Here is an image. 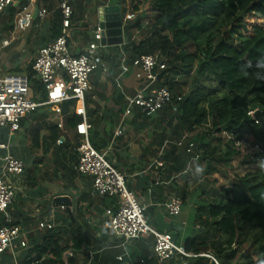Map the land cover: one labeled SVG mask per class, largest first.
Segmentation results:
<instances>
[{
    "label": "crops",
    "instance_id": "obj_1",
    "mask_svg": "<svg viewBox=\"0 0 264 264\" xmlns=\"http://www.w3.org/2000/svg\"><path fill=\"white\" fill-rule=\"evenodd\" d=\"M60 1L25 0L22 6L27 5L32 13L35 9L44 11L45 16L40 17L37 14L33 17L31 25L20 32V36L14 35V30H18L15 26L18 9L10 19V26L12 24L10 30H7L8 27L0 26V75L32 73V62L38 49L53 39L52 25L61 24ZM120 3L111 4L108 0H71L73 13L68 43L74 53H80L89 43L100 46L102 62L90 77V88L85 97L86 114L91 124L90 139L96 141L99 151H107V159L126 176V182L139 202L146 210H151L152 215L155 214V219L149 224L158 231L169 232L170 224L163 226V230L158 229L160 221L166 219L164 203L171 197L180 198V194H183L186 202L182 205L181 211L195 212L198 207L196 192L202 191L203 180L200 175H195V168L197 165L205 166L203 161L199 164L200 154H195L187 160L184 148L181 146L172 148L170 143L177 142L185 133H189V142L197 138L202 139L207 129L206 126L190 132L178 129L176 113L169 111L168 106L150 116L143 114L137 107H132L131 113L124 115L126 96L133 95L138 87L146 83L144 78L136 76L138 69L132 66L128 73L119 76L122 58H125L126 64L130 61L125 52V45L129 43L130 33L131 40L134 41L135 31L127 28L131 25V19L123 22L124 41L121 45L102 46L100 40L97 42L93 37L99 9L106 5H118L121 10L125 5ZM89 15L91 20L94 15L95 24L91 23ZM9 16L4 21H9ZM3 41H7L8 44L3 45ZM35 78L38 80L36 76ZM30 97L33 100L39 99L40 94H34L30 87ZM47 106L52 107L51 113L41 110V107ZM74 108L75 104L64 102L61 104V113L56 114L52 105H43L22 117L17 131L10 133L7 128H0V139L8 135L6 141L10 145L9 152L13 134L26 126L31 128L25 140L32 151V166L36 165L38 170V176L30 173L20 180L16 179L17 198H14L8 208V214L12 223L19 225L22 232L20 237L13 240L11 247L0 254V264H46L47 260L54 258L50 252L38 255L35 250V247L45 242L48 239L46 237L52 234L49 230L38 229L39 221L54 223V230L58 235H54L51 240L59 238L61 247L67 244L73 234L84 240L86 248L83 251L73 249L64 251L62 258L65 264H69V259L74 260L73 264H184L185 259L180 255H175L164 262L159 261L152 250L151 235L124 241L105 228L104 207L99 202V196L91 194V177L78 173L75 168L78 160L76 148L80 137L74 128L66 124ZM58 122L64 125L62 129L58 128L61 143L56 142L45 150L43 139L49 135V129ZM116 132H119V135L116 136ZM209 135V140L217 137L214 132ZM206 138L204 139L208 142ZM213 145L211 142V146ZM52 155L55 156L53 161L57 160L55 163L60 171L56 168L53 173L55 177L49 175L46 178L39 170L45 163L43 158ZM159 162L162 166L158 165ZM42 184L50 186L46 195L41 192ZM58 195L73 197L75 205L72 207L71 215L65 207L53 205V199ZM185 206H188V209H183ZM77 207H81L80 211ZM56 208L60 211H55ZM2 223L1 214L0 225ZM181 224L184 233L189 232L188 228L184 229L187 222L182 220ZM192 229L195 230L190 229L189 236L199 231L196 223ZM171 235L176 242L179 230L176 237H173L172 233ZM185 238L176 243L183 246ZM22 240L25 241V246H21ZM119 256H122L121 260H118ZM205 256L211 261L214 259L211 255Z\"/></svg>",
    "mask_w": 264,
    "mask_h": 264
},
{
    "label": "trees",
    "instance_id": "obj_2",
    "mask_svg": "<svg viewBox=\"0 0 264 264\" xmlns=\"http://www.w3.org/2000/svg\"><path fill=\"white\" fill-rule=\"evenodd\" d=\"M125 1L120 0L121 4ZM152 6L155 14L146 27L138 20L127 27L144 34L135 42L130 33L125 45L130 60L127 65L140 55L158 54L165 61V68L159 71L154 87H167L173 95L167 106L176 113L177 128L190 132L206 126L204 138L208 140L211 132L217 134L208 142L204 138L189 142V133H185L170 143L171 147H183L187 160L200 154L199 164L209 157L200 178L218 172L216 164H226L239 153L236 143L244 139L245 132L252 136L250 147H258L253 158L264 161V125L251 115L259 110L264 120V0H153ZM11 11L12 8L8 15ZM121 12L124 17L126 8L121 7ZM60 31L61 24L54 23L52 38ZM190 75L192 87L183 94L177 78ZM28 78L33 93L40 94L35 100L45 101L43 84L33 73ZM177 96H181L180 101ZM66 102L75 104L73 100ZM79 120L73 111L66 124L75 129ZM223 133L232 138L222 137ZM59 138L60 130L54 125L43 139L45 150ZM91 142L99 150L96 141ZM189 143L193 146L188 150ZM207 186L202 183L201 190ZM180 196L183 205L185 196ZM98 198L104 212L109 207L117 209L115 198ZM195 223L199 231L187 236L183 243L184 250L195 256L184 257V264H215L207 254L218 264H264V172L257 176L247 174L221 186L213 202L195 209ZM49 232L52 234L48 239L35 247L38 255L53 254L54 258L46 264H65L62 256L66 249L81 252L86 248L76 234L61 247L59 238L51 240L58 235L56 230ZM68 263L73 264L74 260L69 259Z\"/></svg>",
    "mask_w": 264,
    "mask_h": 264
},
{
    "label": "built area",
    "instance_id": "obj_3",
    "mask_svg": "<svg viewBox=\"0 0 264 264\" xmlns=\"http://www.w3.org/2000/svg\"><path fill=\"white\" fill-rule=\"evenodd\" d=\"M10 2L11 0H0V12H3ZM59 9L62 16L60 34L41 46L32 62V73L43 84L46 100L37 102L30 97L28 75H0V128H7L13 133L19 129L21 118L36 111L38 107L52 105L54 112L60 114L62 103L75 101L74 113L80 117L75 126V131L80 137L76 148L78 152L76 171L91 177L92 195L113 197L118 204L116 210L110 207L105 209V228L124 241L151 235L153 253L161 262L175 255L194 257L195 255L187 253L182 245H178L173 240L170 232L158 231L148 223L144 213L145 207L128 188L126 176L107 159V151H99L92 144L85 95L90 88L91 75L102 62L100 46L89 43L80 53L72 52L68 43L73 13L71 0H61ZM38 15L44 17L45 12L38 11ZM32 18L31 9L27 5L23 6L16 15V28L21 31L27 29L31 25ZM131 18V14H126L123 22ZM94 33L100 40L98 24L94 27ZM7 44V41H3V45ZM130 66L138 69L136 76L139 78L144 76L147 82L138 87L133 95L126 96L127 105L124 115H129L132 107H137L143 114L150 116L170 104L173 95L168 88L154 87L159 71L165 68V61L161 60L158 54L140 55L132 60L131 65H127L123 57L119 76L128 73ZM176 99L180 101L181 96H177ZM57 127L62 129L64 125L58 122ZM117 135L119 132H116ZM223 135L231 137L226 133ZM60 143L61 140L58 139L57 144ZM192 146L193 144L189 143L188 150ZM9 147V143L0 139V150L6 151L5 155H0V214L3 216V223L0 225V254L9 249L13 240L20 237L22 232L19 225L12 223L8 208L14 200V192L17 189L16 179L24 173L25 166L21 159L9 152ZM254 148L258 149L257 146ZM158 165L162 166V163L159 162ZM164 208L169 216H178L181 213L182 200L179 197H171L164 203ZM37 227L42 230H52L54 223L39 221ZM20 244L25 246V241H20ZM121 259L122 256H119L118 260ZM213 261L218 264L216 260Z\"/></svg>",
    "mask_w": 264,
    "mask_h": 264
},
{
    "label": "rangeland",
    "instance_id": "obj_4",
    "mask_svg": "<svg viewBox=\"0 0 264 264\" xmlns=\"http://www.w3.org/2000/svg\"><path fill=\"white\" fill-rule=\"evenodd\" d=\"M111 2V4L117 2L120 3V0H108ZM25 2V0H21V1H14V4L12 5V11L10 16L6 15L4 12H0V26H5L8 27L7 30H10V27L12 28V24L10 26V19L12 17V14L14 12H16V10L18 9V11L22 8V3ZM152 2L153 0H126L124 2L125 8H126V13H130L132 15L131 18V23H134V21L138 20L141 24L142 27H146V24L149 22L150 18L155 14V10L152 6ZM121 4V3H120ZM136 6L137 10H134L133 7ZM124 9V7H122V10ZM9 16V21H4L5 19H8L7 17ZM89 19L91 21V23L95 24V18L94 15L92 16V20L91 17L89 15ZM98 19V18H97ZM96 19V25L98 24V20ZM91 23L89 25H91ZM95 25V26H96ZM144 29V28H143ZM135 31V36H134V41L135 42H139L143 37L144 34H142V31ZM22 31L19 30H14V35L16 36H20L19 33ZM144 33V32H143ZM94 39L98 42V39L96 38V35L93 36ZM178 81V88H180L182 90V93L185 94L186 92H188L190 90V88L192 87V75L188 76V77H178L177 78ZM204 85H207L206 82H204ZM178 89L175 91L177 92ZM177 95V94H176ZM36 101V100H35ZM41 110L43 112L46 113H51L52 107H41ZM28 115V114H27ZM251 115L253 116V112L251 113ZM5 129V128H3ZM31 128L29 126L24 127L23 130H20L19 132H16L13 134L12 139H11V149H10V153L16 157H18L19 159H21L24 164H25V170L22 176L18 177L17 180H20L21 177L24 176H28L30 173H33L35 175L38 176L37 174V169H36V165L32 166V151L31 148L27 145L26 142V136H28V134L30 133ZM26 134V135H24ZM7 136L8 135H4V137H1V140L3 142H7ZM220 136V135H219ZM222 137H227L226 135L222 134ZM244 139L237 143L238 148H239V153L237 155H235L232 160L228 163H223V162H219V164L217 165V169L218 172H214L211 176H207L206 178H203L202 183H204V186L208 185L207 188H205L204 191H199L197 190V205L198 207L205 205L209 202H213L219 192V188L221 186H228L233 180L238 179L240 177H243L244 175L247 174H253L255 176L259 175L260 173L264 172V168L259 166V160H256L253 158V153L254 151V147H250L249 143L252 141V136L251 134H249L248 132H245L243 135ZM249 142V143H248ZM6 154L5 150H0V155L3 156ZM42 155V152H41ZM38 157V156H36ZM55 159V156L52 155L50 157H44L43 160L45 163H43V166L40 168V174L46 175L44 177H48L49 175H51V177H53V173H54V169L57 168L58 171L59 168L56 165V161H53ZM203 162H205V165L207 163L210 162L209 157L203 159ZM48 174V175H47ZM58 176V175H57ZM55 177V175H54ZM55 180H60L57 178H54ZM53 179V180H54ZM46 184H42L41 185V192L43 194H47V192H49L50 190V186H45ZM128 186V183H127ZM129 188V186H128ZM130 189V188H129ZM14 198H17V194L14 192ZM17 202V203H16ZM16 206H18L19 204V199H17L16 201ZM183 209H188V206L183 207ZM55 211H60L59 208L54 209ZM56 212V213H57ZM145 216L147 217L148 223H151V220L155 219V214L152 215V211L151 210H144ZM195 212H193L192 210H190V213L188 212H184L181 211V213L178 216H169L168 214H166V219L162 220V222L160 221L158 229L159 230H163V226H167V224H170L169 227L171 226L169 230L170 233L173 234V237H176L177 234V230H179V237L178 239H176L177 243H180L182 239L185 238V236H189L190 232L195 229L193 228V225L195 224ZM1 215V214H0ZM59 215V214H56ZM182 220H185L187 222V226L184 227L188 228L187 230L189 232H186V234L184 233L183 230V226L181 224ZM166 224V225H164ZM182 226V227H181ZM191 229V231H190ZM247 248V246L245 248H243V250H245ZM252 252V251H251ZM254 261H256V257H253Z\"/></svg>",
    "mask_w": 264,
    "mask_h": 264
},
{
    "label": "water",
    "instance_id": "obj_5",
    "mask_svg": "<svg viewBox=\"0 0 264 264\" xmlns=\"http://www.w3.org/2000/svg\"><path fill=\"white\" fill-rule=\"evenodd\" d=\"M14 1L16 0H11V2L5 7V13H8ZM37 14L38 9H35L33 17H36ZM98 26L100 28V44L102 46L123 44V15L118 5H106L99 9ZM253 117L264 125V120H262L259 110L253 112ZM53 205L55 207H65L66 211L71 215L72 207L75 205V202L70 195H58L53 199Z\"/></svg>",
    "mask_w": 264,
    "mask_h": 264
},
{
    "label": "clouds",
    "instance_id": "obj_6",
    "mask_svg": "<svg viewBox=\"0 0 264 264\" xmlns=\"http://www.w3.org/2000/svg\"><path fill=\"white\" fill-rule=\"evenodd\" d=\"M264 66V65H261ZM259 166L264 168V161L259 162ZM204 172V168L202 166L197 165L195 168V175H200Z\"/></svg>",
    "mask_w": 264,
    "mask_h": 264
}]
</instances>
